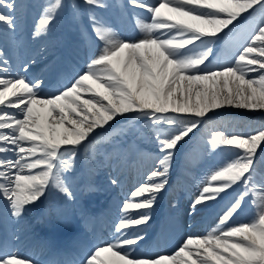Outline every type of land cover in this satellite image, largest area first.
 <instances>
[{
    "label": "snow or ice",
    "instance_id": "1",
    "mask_svg": "<svg viewBox=\"0 0 264 264\" xmlns=\"http://www.w3.org/2000/svg\"><path fill=\"white\" fill-rule=\"evenodd\" d=\"M82 3L98 54L63 90L45 96L44 78L28 76L36 59L14 63L5 47L23 46L25 5L0 0V200L5 215L19 224L52 188L75 200L65 173L74 168L80 148L96 129L111 128L110 122L131 114L148 121L155 134L154 167L123 202L111 242L86 253L81 264H264V179L254 178L264 125L248 134L210 129L209 150L225 146L231 159L204 176L189 215L238 189L215 228L188 236L170 255L138 256L136 251L146 238L140 226L150 222L151 209L169 185L181 143L226 106L264 110V0H128L129 7L149 14L141 19L132 13L143 33L138 39L123 38L98 14L109 7L106 0ZM63 7V0L40 5L33 41L47 36ZM71 7L75 18L79 9ZM91 191L88 187L83 194ZM246 200L255 209L253 219L231 226ZM0 264L38 261L2 244Z\"/></svg>",
    "mask_w": 264,
    "mask_h": 264
},
{
    "label": "bare ground",
    "instance_id": "2",
    "mask_svg": "<svg viewBox=\"0 0 264 264\" xmlns=\"http://www.w3.org/2000/svg\"><path fill=\"white\" fill-rule=\"evenodd\" d=\"M32 4L34 2V0H31ZM51 2L50 0H45L40 2L37 6L34 5L35 7H33L30 11H29V15L28 17H30L32 20L34 19V17L36 15H40V12L42 11V9L40 8L41 4H45ZM24 4V1L22 2ZM69 5H72V2H68ZM61 13V11L57 14L59 15ZM123 36H128L127 34H123ZM39 53L35 52L33 54L34 58L39 57ZM51 67V64H46V70H49ZM86 67V64L82 65V68L84 69ZM254 75V74H253ZM170 115H174L172 113H169ZM128 116H131V114H126ZM117 119H123L121 117L116 118ZM115 121L110 122L112 127L109 128L108 126H105L104 129H96L95 130V134L91 135L93 137V141H98L100 139L103 138L104 135H106L107 137L110 136V134H112L114 131H116V128L120 125V124H116ZM203 126L206 127L205 131H208V129L210 127H213L215 125H222L223 127L228 128L227 131H231V133H242V134H248L249 132H254L255 130H258L262 125H264V110H256V111H249V110H244V109H236L233 107H224L222 109L216 110V114L212 115L210 114V119L209 120H205L202 123ZM127 135H133V131L131 129H128L126 131ZM90 136V137H91ZM108 148L111 149L113 147H111L110 144H107ZM185 145H188L187 143H185ZM90 148V149H89ZM104 151V148L101 149L99 148V146H93L90 144H86L84 142L83 144V153L81 155V157L76 158L78 159H83V161H85V163H87L88 161V153L89 152H93L96 154H100L101 152ZM184 156L187 158V153L186 151L184 152ZM262 162L264 164V148H260L258 149V153H257V157H256V162H255V166L258 165H262ZM197 163V162H196ZM151 165V163H150ZM195 166H197V164H195ZM263 166V165H262ZM101 173V171H100ZM144 179V177H137L135 180L131 179L129 180L130 185H133L134 181H138ZM112 184V183H111ZM68 186L71 188L73 194H75L77 188L74 187V185L72 183H69ZM51 194L54 196L53 199L58 198L60 199V201L62 200L64 203V206L67 208L66 210H73V213H75V209L77 208L74 205V202H70L68 200V198L66 196H64L62 193H58L56 192H51ZM116 211L120 213V208L118 206V203L116 202ZM215 203H212V205L209 206V208L206 210V212H211L214 209ZM212 207V209H211ZM251 209L252 206L249 203V205H247L246 209L244 211H240L239 214L235 215L232 219L231 222H235L239 219H241V217L246 220L247 222H250L253 219V216L251 214ZM255 211V209H254ZM156 210L153 211V209H151V214H156ZM134 214V213H133ZM206 213H203L201 218H197L194 222V226L191 227L190 229H187L186 227H184L183 225H178L177 228V232L176 234L178 235V237L182 238V242L185 238H187L190 235L193 234H197L198 236H204L206 235L209 231H211L213 228L210 227L211 225V220H205ZM120 218V216H118ZM118 218V219H119ZM117 219V220H118ZM155 226V225H154ZM150 226L146 225V226H140V228L143 230V232L146 231H150L149 229ZM24 239L21 240L22 245H25V243L23 242ZM107 238L106 237H101L99 239L100 242H104L106 241ZM182 242L180 243L179 247L181 246ZM19 246H17L15 249V251L19 250ZM174 248L173 244L172 245H164V244H158L156 245L155 249L152 250L151 252L145 251V246H142L139 250L137 251V254L142 255V256H153L156 257L158 255H170L173 254L175 251L178 250V248ZM104 259L106 260H110L111 257L109 254H104ZM59 262V251L52 253L50 255L49 260H44L41 261L40 264H57Z\"/></svg>",
    "mask_w": 264,
    "mask_h": 264
}]
</instances>
